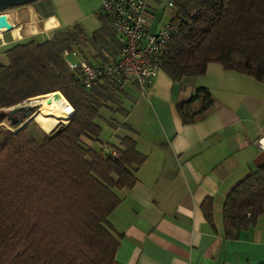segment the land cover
I'll return each mask as SVG.
<instances>
[{
    "label": "trees",
    "instance_id": "1",
    "mask_svg": "<svg viewBox=\"0 0 264 264\" xmlns=\"http://www.w3.org/2000/svg\"><path fill=\"white\" fill-rule=\"evenodd\" d=\"M171 6L168 22L174 32L160 56V70L173 81L202 75L209 63H218L264 84V0H171ZM98 18L100 27L91 35L75 23L49 39L30 37L6 49L0 115L2 109L59 92L72 112L52 102L36 122L21 126L23 120L13 117L7 121L10 128L0 125V264H118L120 240L108 216L121 202L119 192L136 183L145 155L128 135H117L113 142L100 138V120L116 129L113 115L126 114L125 87L104 80L85 89L81 70L67 64L72 52L80 59L89 45L96 55L81 60L90 65L105 59L104 50L117 57L120 46L112 25L104 13ZM108 38L113 39L109 47ZM201 95L210 101L204 87L191 100ZM60 123L67 124L51 135ZM103 144L116 153H104ZM202 208L212 223L210 198ZM263 213L261 166L226 196V235L236 238Z\"/></svg>",
    "mask_w": 264,
    "mask_h": 264
},
{
    "label": "crops",
    "instance_id": "2",
    "mask_svg": "<svg viewBox=\"0 0 264 264\" xmlns=\"http://www.w3.org/2000/svg\"><path fill=\"white\" fill-rule=\"evenodd\" d=\"M157 2L148 3L149 32L161 29L173 15L169 0V19L155 21ZM3 14L13 29L0 28V65L8 63L7 47L22 39L46 40L75 23L91 35L100 20L88 30V17L103 12L101 0H83L78 7H70L68 0H41ZM112 43L108 38L107 46ZM199 87L210 92V101L202 95L191 100ZM121 100L127 111L113 115L118 123L111 141L117 135L132 137L145 160L136 183L119 192L121 202L108 216L120 240L116 262L264 264V213L236 238L226 235L222 214L232 188L264 166V149L255 145L264 136V84L209 63L204 74L181 81L159 70L146 90L128 84ZM207 198L212 223L202 208Z\"/></svg>",
    "mask_w": 264,
    "mask_h": 264
},
{
    "label": "built area",
    "instance_id": "3",
    "mask_svg": "<svg viewBox=\"0 0 264 264\" xmlns=\"http://www.w3.org/2000/svg\"><path fill=\"white\" fill-rule=\"evenodd\" d=\"M149 0H101L102 12L109 19L114 36L120 46L119 54L113 58L102 51L105 57L100 63L90 65L78 59L76 52L71 56L76 61L67 60L72 70L80 69L79 80L85 89H91L104 80L120 87L136 83L146 90L161 69V54L167 41L174 32L171 23H166L156 32L147 29L146 13ZM65 55L69 57L68 52ZM255 145L264 149V136L256 139ZM106 154H115V150L101 145Z\"/></svg>",
    "mask_w": 264,
    "mask_h": 264
},
{
    "label": "rangeland",
    "instance_id": "4",
    "mask_svg": "<svg viewBox=\"0 0 264 264\" xmlns=\"http://www.w3.org/2000/svg\"><path fill=\"white\" fill-rule=\"evenodd\" d=\"M47 1H52V0H47ZM81 1H83V0H68L70 7L71 6L72 7H78V3H81ZM168 1L169 0H158V2L155 3V9L157 11H160V12L159 13L157 12V14H156L154 19H155V21H158V19L162 18L161 19L162 20L161 24H163L165 21H167V19H169L170 10L167 7ZM88 19H89L88 20V24H86L85 27L87 29L89 28L88 30H90L92 28H95L94 26H96L97 22H99V19L97 18V15H92V17H88ZM35 31L36 30L34 28H32V32H35ZM50 35H52V33H50ZM83 51H84L83 53L85 54V56L80 54L81 55V56L79 55L80 59H83L84 57L92 59L91 57H93V55H95V53H96L95 51L92 50L90 45L87 46V47H84ZM69 60L76 61V58L70 56ZM39 102H40V100H35L33 102L32 101L30 102L29 99H28V100H26L24 102L19 103V106H17L16 108L11 107V108L14 109L13 112H11V110H9L11 108L4 109L3 110V114L0 115V125H4V126L9 127L7 121H8V119L13 118V117H16L17 119H22L23 122H25L26 120H28V121L33 120V121L36 122V120L34 118L30 117V116H31V114H33V113L38 111L37 110L38 108L36 106H34V105H36ZM65 111L67 112V114L71 115L72 111H71L70 107H68V109H65ZM63 117L66 120H68L70 118V117H67V116H64V115H63ZM99 122H100L99 124L101 125V128H102V132H101L100 138L102 140H104V141L113 142V141H111L112 134L114 132L113 128L107 123V121H105L103 119L100 120ZM63 124H67V123H60L57 126V128L50 134L52 135L54 132H56L61 127V125H63ZM38 125L40 126V124H38Z\"/></svg>",
    "mask_w": 264,
    "mask_h": 264
},
{
    "label": "water",
    "instance_id": "5",
    "mask_svg": "<svg viewBox=\"0 0 264 264\" xmlns=\"http://www.w3.org/2000/svg\"><path fill=\"white\" fill-rule=\"evenodd\" d=\"M37 1H41V0H0V28L3 29V31H10L13 29V25L9 21L1 18L4 11H6L10 8H13V7H18V6H22L25 4L34 3ZM13 108H16V107H13ZM13 108H11L9 110H11V112H13L14 111ZM2 110H4V109H2ZM26 122H28V120L23 122L21 124V126H23Z\"/></svg>",
    "mask_w": 264,
    "mask_h": 264
},
{
    "label": "bare ground",
    "instance_id": "6",
    "mask_svg": "<svg viewBox=\"0 0 264 264\" xmlns=\"http://www.w3.org/2000/svg\"><path fill=\"white\" fill-rule=\"evenodd\" d=\"M2 16H3V19L4 20H7L6 14H3ZM33 18L35 20H37V17L36 16H34ZM52 102L56 103L63 110L68 109V107H69L68 103L66 102V99L62 96V94L55 93V94H52V95H48V96L42 97V99L40 100V102L37 103L36 105H34V106H36L38 108V109L36 108L38 111L35 112V113H33V114H31L30 117L35 118L36 116H38L39 113H41L44 109H46L45 107L48 104L52 103Z\"/></svg>",
    "mask_w": 264,
    "mask_h": 264
},
{
    "label": "flooded vegetation",
    "instance_id": "7",
    "mask_svg": "<svg viewBox=\"0 0 264 264\" xmlns=\"http://www.w3.org/2000/svg\"><path fill=\"white\" fill-rule=\"evenodd\" d=\"M43 1V0H42Z\"/></svg>",
    "mask_w": 264,
    "mask_h": 264
}]
</instances>
